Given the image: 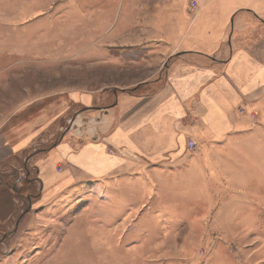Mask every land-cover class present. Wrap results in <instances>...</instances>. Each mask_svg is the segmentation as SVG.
I'll return each instance as SVG.
<instances>
[{"label": "rangeland", "instance_id": "rangeland-1", "mask_svg": "<svg viewBox=\"0 0 264 264\" xmlns=\"http://www.w3.org/2000/svg\"><path fill=\"white\" fill-rule=\"evenodd\" d=\"M198 7L195 0H0V134L37 133L35 147L46 151L82 110L70 97L91 93L107 74L95 64L101 46L134 44L118 59L138 58L145 36ZM255 121L260 128L241 150L239 181L217 183L205 198L163 190L121 198L125 205L109 210L113 198L87 182L36 218L25 196L39 197L38 167L33 159L17 162L23 167L12 183L22 203L15 225L0 228V264H264V109Z\"/></svg>", "mask_w": 264, "mask_h": 264}, {"label": "crops", "instance_id": "crops-1", "mask_svg": "<svg viewBox=\"0 0 264 264\" xmlns=\"http://www.w3.org/2000/svg\"><path fill=\"white\" fill-rule=\"evenodd\" d=\"M247 1L195 0L196 13L179 10L145 36L138 58L118 59L134 44L101 46L95 64L107 74L91 93L70 97L82 110L46 151L35 147L37 133L0 134V167H11L0 172V228L15 225L22 192L9 185L23 167L17 162L29 159L38 167L39 197L28 193L25 203L36 218L81 183L101 187L113 210L121 198L183 189L205 198L217 183L238 182L241 150L260 128L256 109H264V1Z\"/></svg>", "mask_w": 264, "mask_h": 264}, {"label": "built area", "instance_id": "built-area-1", "mask_svg": "<svg viewBox=\"0 0 264 264\" xmlns=\"http://www.w3.org/2000/svg\"><path fill=\"white\" fill-rule=\"evenodd\" d=\"M194 7H195V4L191 3L189 9L194 11ZM186 144H187L188 149L190 150L195 149V142L193 140H188Z\"/></svg>", "mask_w": 264, "mask_h": 264}, {"label": "trees", "instance_id": "trees-1", "mask_svg": "<svg viewBox=\"0 0 264 264\" xmlns=\"http://www.w3.org/2000/svg\"><path fill=\"white\" fill-rule=\"evenodd\" d=\"M9 188H11L12 190H16V191H18V189H16V188L14 187L13 183L9 185ZM18 196H19V195H18ZM27 197H28V196H27Z\"/></svg>", "mask_w": 264, "mask_h": 264}, {"label": "bare ground", "instance_id": "bare-ground-1", "mask_svg": "<svg viewBox=\"0 0 264 264\" xmlns=\"http://www.w3.org/2000/svg\"><path fill=\"white\" fill-rule=\"evenodd\" d=\"M108 263H110V262H108Z\"/></svg>", "mask_w": 264, "mask_h": 264}]
</instances>
